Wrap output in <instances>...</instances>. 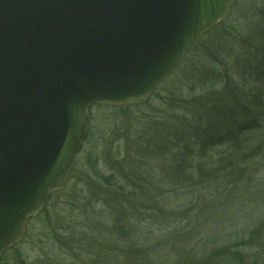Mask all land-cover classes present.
<instances>
[{
  "label": "water",
  "instance_id": "1",
  "mask_svg": "<svg viewBox=\"0 0 264 264\" xmlns=\"http://www.w3.org/2000/svg\"><path fill=\"white\" fill-rule=\"evenodd\" d=\"M237 0H0V259L63 191L93 107L146 104Z\"/></svg>",
  "mask_w": 264,
  "mask_h": 264
},
{
  "label": "trees",
  "instance_id": "2",
  "mask_svg": "<svg viewBox=\"0 0 264 264\" xmlns=\"http://www.w3.org/2000/svg\"><path fill=\"white\" fill-rule=\"evenodd\" d=\"M260 15L264 27V14ZM223 23L211 31L223 28ZM256 32L248 41V54L245 52L246 55L241 57L227 52V60L235 63L234 70L240 69L242 80L234 78L230 63L226 69H221L226 64L225 57L214 60L212 71L204 65L196 71L192 67L194 61L188 60L191 53L197 51L196 43L186 54L180 69L155 90L145 105L99 107L134 111L150 129H146L147 142L140 145L142 148L134 147V155L138 158L114 163L108 175L102 173L98 177L100 181L95 186L90 182L73 181L71 174L69 186L49 197L40 216H47L49 206L58 197L66 193L70 196L66 203L63 202L67 210L55 220L60 236L54 238L60 252L72 258L69 264H84L79 247L91 251L92 254L88 255L91 264H264V140L257 139V144L249 142L250 136L264 131V43L261 42L264 41V30L257 29ZM254 41L257 43L249 47ZM188 63L191 66H185ZM184 66L194 70V74L189 76L190 87H186V96L182 97H188L189 101L178 102V108L175 104L169 108L173 109V113L171 110L169 113L175 115L174 120L165 118L164 111L154 105L157 102L167 106L163 94L158 92H167L168 83L173 85L175 80H183L185 77L178 74ZM175 111L185 116L180 118ZM162 132L165 138H158ZM88 136L87 133L85 143ZM155 173L157 178L153 179ZM253 187H257V205L252 209L257 219L230 235L233 236L230 240L229 237H220L200 250L180 255H174L169 249L157 251L156 245L149 244L148 228L149 232H166L189 220L190 216L186 219L189 201L182 202L176 209L162 207L177 190L191 192L195 198L194 191H198L197 197H204L205 191L218 196L220 192L229 193V189L248 191ZM98 192L102 193V198L106 195L104 203L98 200ZM77 205L92 215L88 223L92 224L93 230L88 236H93V239L87 242L80 241L85 235L76 227V219L82 214ZM95 205L105 208L108 217V210L113 215L110 227L97 216ZM73 212H79L76 218ZM45 222L50 223L48 220ZM142 224L145 236L141 244L129 237ZM164 239H161L162 243ZM159 248L162 250V246Z\"/></svg>",
  "mask_w": 264,
  "mask_h": 264
},
{
  "label": "rangeland",
  "instance_id": "3",
  "mask_svg": "<svg viewBox=\"0 0 264 264\" xmlns=\"http://www.w3.org/2000/svg\"><path fill=\"white\" fill-rule=\"evenodd\" d=\"M260 13L264 14V0H237L228 17L224 20L223 28L215 31L210 30L211 32L209 31L197 41V51L191 53L188 58L191 62L194 61V66L192 65V67H195L196 71H198V67L204 65L212 71L214 60L217 57L221 59L225 57L226 64H223L221 69H226L228 63H230L229 69L233 71L235 63L227 60V52L229 55L240 54L241 57L246 55L248 41L252 38L254 32L257 29L264 30ZM261 42L264 43V41ZM254 43H257V41L250 43L249 47H252ZM185 66H191V63ZM185 66L182 68L181 73L178 74L182 78L185 77L183 80H175L173 85H171L172 83H168L167 92H163L162 90L158 92L163 94V98H165L164 103L167 106L161 103L158 104L157 102L154 105L159 107L160 111H164V114L167 115L165 118L174 120L173 109L169 108H172L174 104L176 106L178 102L180 104L189 101L188 97L186 99L182 97L186 96L184 91L186 87H190L191 81L189 76L192 75L194 70H189ZM233 73L235 75L234 78L243 79L240 69L234 70ZM183 81H186V84ZM170 110L172 113H169ZM88 113L89 124L87 133L89 139L84 144L81 153L77 155L71 174L74 178L73 181H85L94 185L95 183L98 184L100 181L98 177L100 178L102 173L106 175L110 173V169L114 166V163L128 162L130 158H138L134 155V147L138 146L136 149L142 148L140 145L145 144L143 143L144 141L147 142L148 131L146 132V129L149 130L150 128L146 126L144 121H141V116L130 110L112 111L92 107L88 110ZM176 113L179 114L178 117L180 118L185 116V114L179 111ZM172 115H174L173 118ZM157 137L165 138V134L163 132L159 133ZM260 138L264 140V131L260 135L250 136L249 142L252 141L254 144H257V139ZM71 174L70 177H72ZM156 178L157 173L153 176V179ZM257 187H253L248 191L239 189L230 191L229 189V193L224 194L220 192L221 195L218 196H211L212 191H205L204 197L199 194V197H197L198 191H194L195 198H192L191 192L187 193V191L176 189L175 196L169 195L170 201L166 205H162V207L165 209H176L182 202L187 203L189 201L191 204L186 208L188 211L186 219L188 216L190 218L180 225L171 227L166 232L155 230L149 232L150 229L148 228L146 233L149 244L156 245L157 251L169 249L174 255H180L194 249L200 250L220 237H229L228 240H230L233 237L230 235L243 230L245 226L252 224L255 218L257 219V215L252 210L257 205ZM94 188H97V186ZM126 191L131 192V190ZM184 192L187 194H184ZM68 194L66 193L62 197H58L55 203L49 206L47 216L42 215L29 221L25 239L15 246V248L13 247L14 249L12 248L11 251H7L3 255L2 260L0 259V264H69L72 261V258L66 255L65 252H60L59 245L54 240V238H59L60 236L55 220L67 210L68 207L63 205V202L65 201L66 203V200L70 197L67 196ZM97 195L100 203H104L103 198L106 195H103V198L101 192H98ZM208 196L211 197L208 198ZM95 206L97 216L101 220H105L106 222L104 223L110 227L111 221L114 219L113 215L108 210L110 214L108 217L107 212H104V210L106 211L105 208L103 210L100 205ZM77 207L82 214L77 217L79 212H73L74 218L77 217L76 227H79L85 235L80 241L87 242L90 238L93 239V236H88L93 230L92 224L88 223L92 215H88V210H83L80 205H77ZM59 210L61 211L57 214L56 212ZM120 213L122 214V212ZM45 220L50 221V223L45 222ZM143 226V224L139 225L135 229L137 233H131L129 238L142 244L145 236L142 234L145 231ZM164 237L165 239L162 243L161 239ZM225 241L228 242L226 239ZM158 244L162 246V250ZM95 246L98 248V245ZM79 248L82 262L84 264H91V259L88 256L92 254L91 251L86 250V248ZM122 251L123 249L118 253Z\"/></svg>",
  "mask_w": 264,
  "mask_h": 264
}]
</instances>
